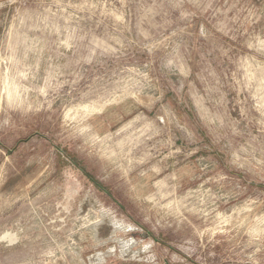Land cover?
Segmentation results:
<instances>
[{"label": "rangeland", "instance_id": "1", "mask_svg": "<svg viewBox=\"0 0 264 264\" xmlns=\"http://www.w3.org/2000/svg\"><path fill=\"white\" fill-rule=\"evenodd\" d=\"M264 264V0H0V264Z\"/></svg>", "mask_w": 264, "mask_h": 264}, {"label": "built area", "instance_id": "2", "mask_svg": "<svg viewBox=\"0 0 264 264\" xmlns=\"http://www.w3.org/2000/svg\"><path fill=\"white\" fill-rule=\"evenodd\" d=\"M41 264H49V263H47V262H43V263H41Z\"/></svg>", "mask_w": 264, "mask_h": 264}]
</instances>
